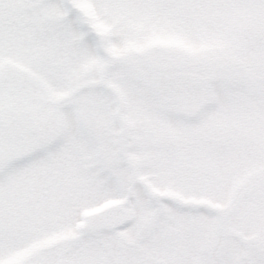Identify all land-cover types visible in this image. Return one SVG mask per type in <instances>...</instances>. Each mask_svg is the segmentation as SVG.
Masks as SVG:
<instances>
[{
  "label": "snow or ice",
  "instance_id": "1",
  "mask_svg": "<svg viewBox=\"0 0 264 264\" xmlns=\"http://www.w3.org/2000/svg\"><path fill=\"white\" fill-rule=\"evenodd\" d=\"M0 264H264V0H0Z\"/></svg>",
  "mask_w": 264,
  "mask_h": 264
}]
</instances>
